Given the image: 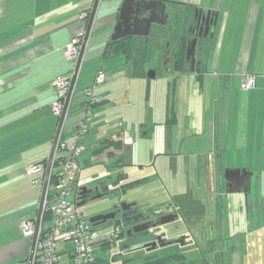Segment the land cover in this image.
Listing matches in <instances>:
<instances>
[{"label": "crops", "instance_id": "1", "mask_svg": "<svg viewBox=\"0 0 264 264\" xmlns=\"http://www.w3.org/2000/svg\"><path fill=\"white\" fill-rule=\"evenodd\" d=\"M94 1L0 0V264L28 262L33 239H24L19 226L36 220L42 184H32L26 168L46 165L58 124L52 110L58 96L52 84L59 76L73 74L76 62L64 51L83 31L79 15L91 12ZM134 1H161L170 17H185L197 9L211 11L217 14L216 27L211 28L213 37L195 50V73L190 72L187 62L181 71L171 68L170 74L161 78L167 90L160 108L154 110L153 104L159 99L152 98L153 80L147 78V73H157L159 65L164 67L162 55L167 50L177 52L181 38L171 33L166 21L165 26L151 25L147 39L134 35L123 38L140 48V53L144 51L143 60L106 55L124 0H99L74 83L81 91L93 84L99 72L106 79L96 92L97 107L88 119L90 130L84 140L87 150L80 158L79 189L87 183L107 189L117 184L119 196H125L133 190L131 187L124 192L122 183L143 176L145 185H158L157 192L175 191V174L165 171L155 175L149 167L162 166L179 146L190 148L186 143L194 140L193 147L202 145L205 150L188 155L190 158H209L223 171L244 170L251 174L250 193H245L248 220L240 226L242 231L228 235V243L235 251L244 249L246 264H264V0ZM246 76L255 77L249 91L241 89ZM189 81L198 84L200 91L206 84L214 91L209 121L206 115L197 124L185 123L184 112L182 118L177 109L184 97L178 87ZM117 86L140 90V112L134 111L136 106L131 108L132 96L127 90L117 97ZM74 87L68 125L82 118L83 101L78 106L73 104L77 97ZM118 105L133 112L109 115V110ZM171 106L174 115H170ZM105 139L121 141V147L103 150ZM189 151L178 153L175 165ZM85 171L88 180L81 182ZM239 194L236 191L230 195ZM216 206L214 222L218 228L234 221L223 214L226 207L221 201ZM115 245L117 242L99 249L109 251Z\"/></svg>", "mask_w": 264, "mask_h": 264}, {"label": "flooded vegetation", "instance_id": "2", "mask_svg": "<svg viewBox=\"0 0 264 264\" xmlns=\"http://www.w3.org/2000/svg\"><path fill=\"white\" fill-rule=\"evenodd\" d=\"M193 18L194 14L185 17L175 14L172 17L167 15L166 20L172 34L187 39L185 59L194 39H197L195 48L208 40L199 39L204 32L197 28ZM177 54L171 52L170 72L171 68L174 70L178 65ZM188 65L190 67V63ZM183 150L190 151L184 153L181 162L175 165V156L182 154ZM204 150L202 145L190 148L182 145L176 150V154H170L162 166H148L155 175L165 171L175 174L176 190L158 194L150 192L147 199L138 197L127 211L114 207L109 210L99 208L98 212H94L101 201L110 199L109 196L119 197L117 184L111 185L109 189L89 183L80 187L79 208L89 209L91 214L88 218L113 214L112 220L97 226L106 225L111 230L118 224L122 228L117 245L110 247L108 258L99 264H125L123 256L130 254L132 257L141 255L143 264H246L244 249L237 248L235 251L228 243V235L242 231L240 226L248 220L244 213L248 209V198L245 196L247 178L244 175H226V171L215 165L212 159L200 161L197 157L188 156H195ZM144 178L140 176L132 181L134 193L156 184L152 182L145 185ZM227 191H237L240 194L230 195ZM237 200L238 203L235 202ZM219 201L226 207L223 212L225 217L234 220L225 222L222 228H218L214 222ZM125 234H128L127 238ZM221 234L224 235L220 236Z\"/></svg>", "mask_w": 264, "mask_h": 264}, {"label": "built area", "instance_id": "3", "mask_svg": "<svg viewBox=\"0 0 264 264\" xmlns=\"http://www.w3.org/2000/svg\"><path fill=\"white\" fill-rule=\"evenodd\" d=\"M89 17L90 12L80 13L79 20L84 22L83 31L77 34L65 48L66 57L72 61L76 62L79 56ZM71 78L72 73L62 75L52 84L58 96L52 104V110L58 120L62 115ZM254 81L255 77L246 76L241 89L249 91L253 88ZM105 83V75L99 72L93 84L82 91L85 101L82 104L80 120L66 125L69 109L64 116L51 162V171L55 170L56 179L51 186L48 179L43 202V211H47L52 220L49 229L42 232L41 220L36 235L35 221L27 220L19 226L24 239L32 240L36 236L31 264H94L97 258L96 248H100V245L105 243L111 246L122 234L120 225H114L109 234H103L77 207L78 181L81 173L80 158L87 150L84 140L89 132L88 119L97 102L96 92ZM44 172L43 164L26 168V175L34 185L43 184ZM19 264H27V262Z\"/></svg>", "mask_w": 264, "mask_h": 264}, {"label": "water", "instance_id": "4", "mask_svg": "<svg viewBox=\"0 0 264 264\" xmlns=\"http://www.w3.org/2000/svg\"><path fill=\"white\" fill-rule=\"evenodd\" d=\"M99 0L94 1V6L90 12V17L86 26L85 34L83 37L81 49L79 56L76 60L75 68L72 74L71 78V83L69 86L68 94L66 96L64 106H63V111L62 115L60 116L56 128V132L54 135V139L51 145L50 153L46 162V168H45V174H44V179H43V184H42V193H41V199L38 207V214L35 220L36 223V229H35V235L36 231L38 229L41 216H42V211H43V202L45 198V193L47 189V183L49 179V174L51 171V162L55 150V146L57 143V139L63 124V119L64 116L69 109V102L73 93V87L75 83V79L77 76V72L80 66L82 54L84 52V48L86 46L88 34L90 31L91 24L93 22V18L95 15L96 7L98 4ZM166 20H167V15L165 14V6L161 1H149V2H136L134 0H124V2L121 5V8L118 13V21L114 27L113 30V35L111 37V41H118L120 39H123L128 36H140L144 37L147 39L149 35V31L151 28V25H166ZM193 21L196 23V26L199 30H202L204 32L203 37L199 39L201 40H206L207 38L211 39L213 37L211 33V28L216 27L217 23V14H213L211 11H204L201 9H197L194 13V18ZM132 30V31H131ZM145 39V40H146ZM196 42L197 39H194L190 47L187 50L186 53V61L190 63V72H194V67H195V50H196ZM170 63H171V52L167 50L164 55H163V65L166 69L167 73H170ZM175 65V64H174ZM176 71V67L174 69ZM147 78L150 80H155L156 79V72L154 70H150L147 73ZM225 174L227 175H234V176H240L244 175L246 176V187H247V192H250V177L251 174L244 171V170H235V171H226ZM227 194H233L235 192L232 191H227ZM132 207V204H119L115 208H119L122 211H127ZM114 218L113 214H107V215H100V216H95L91 217L89 219V222L97 226L98 224H104L108 220H112ZM126 238L128 237V234H125ZM35 238H33V242L31 245L30 253H29V258L27 264H31L32 261V256L35 248Z\"/></svg>", "mask_w": 264, "mask_h": 264}, {"label": "rangeland", "instance_id": "5", "mask_svg": "<svg viewBox=\"0 0 264 264\" xmlns=\"http://www.w3.org/2000/svg\"><path fill=\"white\" fill-rule=\"evenodd\" d=\"M167 39H166V42H167ZM162 58H163V55H162ZM162 68H163V71H162ZM158 69L159 70H157L156 79L150 82L151 83V89L153 92V95H152L153 100H155V98H156V101L159 99L157 102H155L153 104L154 110L155 109L158 110L160 108L158 105H160L162 103V99H163V97L166 93V90H167V85H166V83H163V81H161V78H165L167 75L170 74V73L166 72L165 67H163L162 65H159ZM89 70H90V66H89ZM88 76L89 75H86V77H88ZM193 83H194L193 81L192 82L189 81V82H187L186 86L180 85L178 87L179 94L180 93L183 94V92H184V97H182V101L177 104V109L179 108L180 113L182 115V118H183L182 113L184 112L185 123H190V124L192 123L193 124L196 122H201V120L206 115H208V121H209V119L211 117V111L210 110H212L211 105H210V102H211L210 100H211V97L215 96V93H214V91L211 90V88L207 84L205 85L204 89L200 91L198 84L194 83V86H195V88H194ZM120 86H124V85H120ZM120 86H117L116 90H115V93L118 95L117 97H119V95L122 94L123 91L127 90L130 93V96H132V98L130 99L132 101L131 108L136 106L134 111H136V109H137L138 112H140L139 104L142 100L140 98V90H138V89L136 90L133 87H130V88L128 87V88L124 89L123 87H120ZM139 89H142V88H139ZM83 90L79 91L78 89H76L74 87V91H75V94L77 97L73 100V104L76 102V104L78 106V104L81 101H83V102L85 101V98L82 95ZM145 90H146V86L143 87L141 92L143 91L142 93H145ZM118 107H120V106L118 105L115 110H113V109L109 110L108 114L112 115V114H115V112L121 111L122 114L125 116L126 114H130L131 112H133V111L130 112L131 108H127L126 106L122 105L121 109H119ZM186 111H187V114H186ZM70 119H72V117L68 118V120L66 122L67 124L70 122ZM208 129H209V127H208ZM66 136H67V134H66ZM193 142H194V140H190V141H187L186 144L190 145V147H193V145H191ZM194 147H196V146L194 145ZM235 169H237V168H235ZM87 175H88V172L86 173V171H85L82 175L83 180H81V182L88 180ZM127 183L128 182H123L122 185L127 184ZM157 186H158L157 184L149 185L146 187V189L140 190L137 193L136 192L135 193L132 192L131 194L127 193L125 196L122 195V196H119L116 198H115V196H113V197L109 196L110 199L107 198V200L101 201L99 203V207L97 209H94L95 210L94 212H96V211L98 212L99 208H100V210H102V209H108L109 210L111 208L118 206L119 204H126L128 202H132L133 200H135L138 197H144L147 199V197L149 196L148 193H150V192H152L154 194L155 193L158 194V192L156 190ZM88 210L89 209H87L85 207L79 208V211L82 212V214L89 220L90 218H88V216H90L91 213ZM107 227L108 226H106V225H100V226H97L96 228L98 230H100L103 234H109L110 230ZM96 250H97V252H96L97 256L104 258V260L109 256L108 250L107 251H105V250L101 251L99 248H96ZM123 257L125 258V261H126L125 264H143V262H144L141 255H139L138 257H135V256L132 257L130 254L127 256H123Z\"/></svg>", "mask_w": 264, "mask_h": 264}, {"label": "trees", "instance_id": "6", "mask_svg": "<svg viewBox=\"0 0 264 264\" xmlns=\"http://www.w3.org/2000/svg\"><path fill=\"white\" fill-rule=\"evenodd\" d=\"M186 41H187V39L185 37H182L181 38L180 48H179V50L177 52H175V53H178L176 55V57L178 58V60H177L178 61V65H177L176 71H181L182 70V67H183V63H187V61L185 59V56H184ZM143 52L144 51L142 50V53H140V48H134L131 45V43H130V41L128 39H120L118 41H114V42L109 43L108 46H107V48H106V53L105 54L106 55L107 54H109V55H123V56H125L127 58V61H133L134 60V62H139L138 61L139 59L140 60H143V58L145 57V55H144ZM187 70L188 69H186V72H187ZM197 70H198V68L196 66V73H197ZM96 99H97V95H96ZM97 103H98V101L96 102V104L92 108L91 117L93 115V112H94L95 108L97 107ZM80 110L82 112V106H81V109ZM170 111H171L170 115H174V112H173L174 110H172V106H171ZM68 118H69V114H68ZM89 130H90V126H89ZM87 135H86V137H87ZM120 142L121 141H116V139H105L102 142V145L105 147V148H103V150L104 149L106 150V149H109V148H112L114 150L119 149L121 147V143ZM54 164H55V162H54ZM44 167L46 168V165H44ZM49 175H50L49 176V185L51 186V185H53V183L55 182V179H56L55 170H52ZM42 179H43V177H42ZM133 185H134L133 182H128L127 184H125V185L122 186V189L125 192V189L126 190L129 189ZM50 220H51L50 214L47 211H43L42 212V218H41L42 232H45V231H47V229H49L50 226L48 227V222ZM115 225H118V224H115ZM108 247H109V243H107V244L105 243V244H101L100 245V248H102V249L108 248ZM101 262H104V260H102L99 257H97L95 259L94 264H99Z\"/></svg>", "mask_w": 264, "mask_h": 264}]
</instances>
